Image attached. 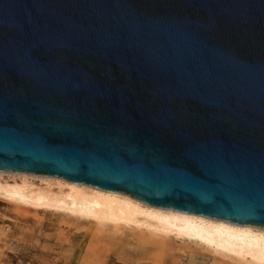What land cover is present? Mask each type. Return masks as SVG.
I'll return each mask as SVG.
<instances>
[{"label":"water","instance_id":"obj_1","mask_svg":"<svg viewBox=\"0 0 264 264\" xmlns=\"http://www.w3.org/2000/svg\"><path fill=\"white\" fill-rule=\"evenodd\" d=\"M0 172L264 229V0H0Z\"/></svg>","mask_w":264,"mask_h":264},{"label":"bare ground","instance_id":"obj_2","mask_svg":"<svg viewBox=\"0 0 264 264\" xmlns=\"http://www.w3.org/2000/svg\"><path fill=\"white\" fill-rule=\"evenodd\" d=\"M0 200L18 211L32 209L87 222L97 231L130 230L162 245L174 241L223 260L264 264L263 228L156 208L121 193L50 177L0 172Z\"/></svg>","mask_w":264,"mask_h":264},{"label":"rangeland","instance_id":"obj_3","mask_svg":"<svg viewBox=\"0 0 264 264\" xmlns=\"http://www.w3.org/2000/svg\"><path fill=\"white\" fill-rule=\"evenodd\" d=\"M16 209L0 200V264H240L130 230L97 231L59 214Z\"/></svg>","mask_w":264,"mask_h":264}]
</instances>
